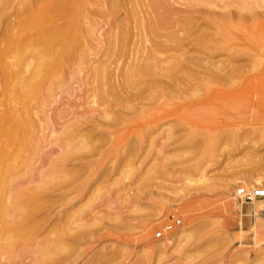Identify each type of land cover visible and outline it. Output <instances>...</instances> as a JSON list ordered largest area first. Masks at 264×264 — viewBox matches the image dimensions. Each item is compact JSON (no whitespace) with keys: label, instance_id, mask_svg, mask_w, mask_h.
I'll return each instance as SVG.
<instances>
[{"label":"rangeland","instance_id":"rangeland-1","mask_svg":"<svg viewBox=\"0 0 264 264\" xmlns=\"http://www.w3.org/2000/svg\"><path fill=\"white\" fill-rule=\"evenodd\" d=\"M23 1L3 0L1 33L37 18L44 3L58 24L61 15L73 16L67 0H33L26 8ZM89 1L94 10L96 0ZM98 1L106 16L113 13ZM205 1L215 3L197 7L222 13L224 4L245 0ZM126 3L114 11L115 24V15H108L112 22L94 17L85 5L98 24L83 33L86 50L28 104L34 122L28 150L0 178L10 230L0 234V264H264V220L251 215L264 209L262 202L240 206L234 198L240 186L264 187V33H233L223 41L209 30L211 52L194 50L187 43L194 37L187 38L181 51L202 61L190 67V79L146 91L142 109L108 114L93 90L95 73L117 59L103 43L131 9ZM214 62L220 77L232 68L239 77L208 81L203 74ZM0 105L3 112L10 103L0 96ZM83 114L89 121L75 123ZM175 219L179 227L164 240L154 238Z\"/></svg>","mask_w":264,"mask_h":264},{"label":"bare ground","instance_id":"bare-ground-1","mask_svg":"<svg viewBox=\"0 0 264 264\" xmlns=\"http://www.w3.org/2000/svg\"><path fill=\"white\" fill-rule=\"evenodd\" d=\"M32 1H23L21 5L26 8L25 6ZM42 1L38 3L41 4ZM44 1L58 2V5L60 3L65 4L64 0ZM67 1L74 8L71 11L73 16L65 20L67 15H61L62 18L59 21L63 22L62 24H58L57 18L59 16L51 13L54 9L51 12L42 10L44 7L49 8V4L44 3L48 6L41 5L42 7H38L37 4L36 9H39L38 12H40L39 14L35 12L37 18L33 19L32 15L29 14L32 19L27 16L26 20L19 21L16 25L15 22L12 26L7 24L8 27H11L9 29L6 27L4 34L0 32L1 35L3 34L1 36L3 46L0 47V96L10 103L9 108L5 107L7 110L4 108L5 111H0V178H6L10 173L12 174L21 154L28 150L29 145L25 148L26 139L30 136V126H33L31 125L33 120L30 117L28 104L44 92L48 80L56 79L62 70L74 66L80 52L86 50V45L83 43L86 36H83V33H90L98 26L89 18L88 8L91 16L104 20L109 18V21H113L115 24L118 19L114 11L122 9L123 1L128 2L131 6L128 11L125 9L127 12L124 11V17L120 19L122 21H119L116 26L110 27L108 29L110 33L105 35L103 46H105L106 52L112 53L113 50H116L118 52L117 59L110 63L106 62L107 65L101 63L103 66L96 69L95 73L97 83L93 90L100 99L107 103L103 112L108 114H114L119 110L123 113L142 109V100L146 91H152L155 87L166 82L174 83L178 79L185 81L190 79L191 76L188 72H193L190 67H199L202 61H199L201 58L187 57L181 51L182 43L187 38L194 37L192 41H187L190 45L191 42L194 43V50L200 52V49L203 48L204 51L211 52L214 47L211 45L213 40L209 39V30L214 32L213 37L220 40L227 36L231 38L233 33H264V0L226 3L222 13H214L197 7L198 5L211 6L215 3L214 1L183 0L182 4L179 2L180 0H106L105 5L110 9L106 7L108 13L112 11L113 13L110 14L115 15L114 17L108 16L110 14L107 16L104 14L105 12L107 14V10L103 12L105 8L104 2L101 5L102 1H94L96 5L98 4L94 10L89 7L92 4L89 0ZM4 3L6 2L0 0V7ZM175 4L181 5V8L184 7V9H177ZM85 5H88L87 11ZM231 7L234 8V11L230 10ZM24 8L23 10H25ZM111 17H113L112 21L110 20ZM2 18L4 17L0 15V20ZM63 18L65 21H62ZM109 21L103 23L108 25L107 22ZM198 21H201V24ZM8 23L11 24V22ZM117 29L121 31L120 34H118L119 30L117 33ZM180 35H183L184 38ZM238 36L240 37V35ZM241 36L243 35L241 34ZM121 59L129 61L124 62V64L121 62L123 67H120L118 62ZM214 63L211 66L208 65L206 68H210L203 74L205 78H209L208 81L218 83V81L227 80L226 82H228V80L239 77L240 71L234 68L229 69L228 73L226 72L224 76L220 77L219 67L217 63ZM104 66L109 70L108 72ZM206 68L204 67V69ZM64 73L66 72L64 71ZM16 101L19 102L20 108L15 109L13 107ZM0 107L2 106L0 105ZM93 114L89 113L88 116L92 118ZM97 115L101 116L100 114ZM78 117L79 119L75 120V123L82 124L89 121L84 114ZM38 127L40 128V126ZM13 146L15 149H12ZM64 159H67L66 156ZM3 183L1 182V184ZM1 199L0 195V234L6 233L9 227V222L6 221L8 211H5L3 199L2 201ZM262 205L264 207V202Z\"/></svg>","mask_w":264,"mask_h":264},{"label":"built area","instance_id":"built-area-1","mask_svg":"<svg viewBox=\"0 0 264 264\" xmlns=\"http://www.w3.org/2000/svg\"><path fill=\"white\" fill-rule=\"evenodd\" d=\"M234 198L237 203L242 206L245 204H253L256 201L264 202V187H244L240 186L234 191ZM252 216H259L264 220V209L258 210L256 214L251 213ZM180 225V220L175 219L165 224L161 229L154 233V238L157 240H164L170 233H172Z\"/></svg>","mask_w":264,"mask_h":264}]
</instances>
